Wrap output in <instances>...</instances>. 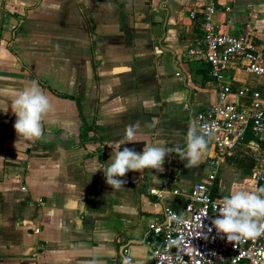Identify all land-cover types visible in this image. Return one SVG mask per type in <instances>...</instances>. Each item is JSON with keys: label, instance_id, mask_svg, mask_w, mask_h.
Wrapping results in <instances>:
<instances>
[{"label": "crops", "instance_id": "1", "mask_svg": "<svg viewBox=\"0 0 264 264\" xmlns=\"http://www.w3.org/2000/svg\"><path fill=\"white\" fill-rule=\"evenodd\" d=\"M217 1L216 22L264 49V0ZM204 2L0 0V264H154L162 239L149 225L164 219L166 205L181 210L193 184L207 180L212 151L196 165L173 151L162 172L130 171L119 189L100 169L128 125L139 124V142L121 150L184 148L196 114L218 101L210 65L188 54L202 45L191 12ZM224 81L239 104L252 101L241 90L264 89V77L244 68ZM33 82L54 111L43 136L26 141L10 103ZM222 168L217 197L260 188L252 167H239L230 188Z\"/></svg>", "mask_w": 264, "mask_h": 264}, {"label": "built area", "instance_id": "2", "mask_svg": "<svg viewBox=\"0 0 264 264\" xmlns=\"http://www.w3.org/2000/svg\"><path fill=\"white\" fill-rule=\"evenodd\" d=\"M204 1L200 9L191 12L193 19L201 20L202 45L189 49L188 54L205 60L210 65L211 78L218 84V101L195 116L201 132L207 131L206 125L213 131L208 145L212 151L209 173L206 181L193 184L181 210L166 205L164 219L149 225V231L162 239V246L153 247L151 252L154 264H264V235L235 247L212 225L222 200L214 191L222 164L243 146L254 153L252 179L264 187V89L241 90L239 94H248L252 101L239 104L232 100L231 84L224 81L226 72L236 67L264 77V49L252 40L225 31L215 20L218 1ZM231 22L229 18L227 23ZM249 133L253 139L247 140ZM150 192L163 198V189L153 188ZM173 214L182 222L173 219ZM39 231L40 228L35 229L36 233Z\"/></svg>", "mask_w": 264, "mask_h": 264}, {"label": "clouds", "instance_id": "3", "mask_svg": "<svg viewBox=\"0 0 264 264\" xmlns=\"http://www.w3.org/2000/svg\"><path fill=\"white\" fill-rule=\"evenodd\" d=\"M12 112L17 117L14 124L19 138L26 141L38 140L43 136V121L54 111L49 96L35 83L12 94ZM5 113L8 111L3 110ZM139 124H130L125 129L122 139L111 145L113 153L111 160L103 167L106 183L112 188L119 189L126 183L121 179L130 171L142 172L153 169L162 172L165 157L175 151L181 160L187 159L189 165L198 164L208 151V145L213 138L210 126H205L206 132H201L196 125L190 126L186 137L185 147L177 146L175 149L159 144H147L142 152L121 146L128 143L139 142L137 130ZM98 170V171H100ZM219 215L212 220L218 235L226 236L229 243L235 247L247 239H256L264 235V187L257 191L233 189L222 197ZM173 219L182 222L181 217L173 214ZM209 232L212 228L208 229Z\"/></svg>", "mask_w": 264, "mask_h": 264}, {"label": "rangeland", "instance_id": "4", "mask_svg": "<svg viewBox=\"0 0 264 264\" xmlns=\"http://www.w3.org/2000/svg\"><path fill=\"white\" fill-rule=\"evenodd\" d=\"M252 155L253 153L248 148H246V146H243L233 158L231 157L226 160V162L223 164L221 177L224 178L227 187L230 188L234 184V178H239V176L235 175L238 172L239 167L243 168L244 170L249 168L248 166L252 162ZM229 159L231 163L229 162ZM235 166L236 169L234 168Z\"/></svg>", "mask_w": 264, "mask_h": 264}, {"label": "trees", "instance_id": "5", "mask_svg": "<svg viewBox=\"0 0 264 264\" xmlns=\"http://www.w3.org/2000/svg\"><path fill=\"white\" fill-rule=\"evenodd\" d=\"M88 134H87V131L86 129L82 132L81 134V140H85L87 138ZM250 139H253V135L251 133L248 134L247 136V140H250ZM253 166V161L250 163V165L248 167H252Z\"/></svg>", "mask_w": 264, "mask_h": 264}]
</instances>
